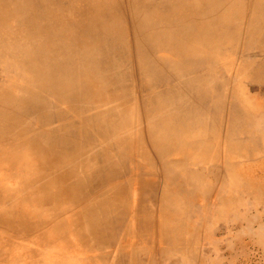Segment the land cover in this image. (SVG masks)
Returning a JSON list of instances; mask_svg holds the SVG:
<instances>
[{
	"label": "bare ground",
	"instance_id": "6f19581e",
	"mask_svg": "<svg viewBox=\"0 0 264 264\" xmlns=\"http://www.w3.org/2000/svg\"><path fill=\"white\" fill-rule=\"evenodd\" d=\"M263 55L264 0H0V186L34 230L84 205L81 264L264 252Z\"/></svg>",
	"mask_w": 264,
	"mask_h": 264
},
{
	"label": "rangeland",
	"instance_id": "374dc122",
	"mask_svg": "<svg viewBox=\"0 0 264 264\" xmlns=\"http://www.w3.org/2000/svg\"><path fill=\"white\" fill-rule=\"evenodd\" d=\"M81 4H83V2H81ZM244 19H245V26H248V24L250 23L249 22L250 12L246 11ZM247 37L248 36L244 37L245 40L244 38H242V41L240 39L236 44L238 46L237 51L239 52V54L237 53L232 54V56L236 59V62H239V64H244L243 61L247 63L245 58V52L247 50V45L251 43V41H249V38ZM242 53L244 54L242 55ZM256 65H257L256 70L248 71L250 77L248 79L249 81L245 84L246 86L245 92H247L248 94L247 98L249 99L258 97V99L260 100L258 104L259 110H261V112H264V55L256 59ZM1 77H3V75L0 69V78ZM252 169L256 177L264 178V164H261L259 166L253 165ZM14 176L16 177L15 171L11 172V174L10 173L7 174V177L9 178V182H16ZM224 178H227V176ZM222 179L218 181L216 187L211 193L210 198L214 200L215 199L219 200V196H217L218 191H220L221 189L219 187L221 185L224 186L223 184H225L226 182L225 179H224L225 182ZM222 181L223 184H221ZM18 184L19 183H17V185ZM0 187L2 189L1 193L3 194V197L0 198V204H3L0 205V252H1L0 264H62L63 262H65L64 264H81V254H83L82 251L83 248L80 251L81 246H79V243H77L76 240L74 239V235H72V233L75 232H73L72 230L76 227L77 218H80V216L83 213L82 210H84V205H80V204L77 206L74 205L71 208H69L66 211V213L58 217H55L52 221L46 222L42 227L34 230V228H31L27 225V222L29 221V219H31V217L26 214V212L30 213V208H28L25 204V197L30 196V193L28 192L23 193L24 191L22 192V190L19 189L18 194H20L21 196L16 197V191L12 190L14 193L12 191L11 192L15 196L13 197L9 195L8 197H6L7 188L4 185V182L1 181ZM7 203L9 204V206ZM45 206L46 203L43 202L39 210H41ZM256 207L259 208L258 205ZM259 211L264 215V211H262V209H260ZM62 217H64L66 224H68V226L71 225V228L68 229H65L66 227L60 228L61 226L59 225L60 223L59 220H63ZM11 220L13 221L16 220V222L15 221L13 222ZM22 220H25V227L22 224L23 223ZM11 224L14 225L11 226ZM25 228H30V229L26 230ZM220 231L223 232L224 229H220ZM47 232H56L57 234L60 233V235L59 236L57 235L56 237L55 236L43 237L44 234ZM54 237L55 239H53ZM58 245L59 246L62 245V248L65 252H63L62 250L60 251L61 247H59ZM64 258L66 261L64 260ZM235 264H264V252L262 248L259 247V249L248 253V256L246 258L236 260Z\"/></svg>",
	"mask_w": 264,
	"mask_h": 264
}]
</instances>
